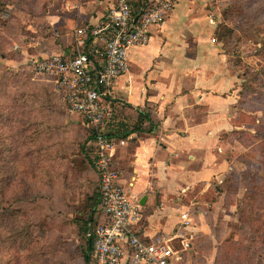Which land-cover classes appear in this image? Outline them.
<instances>
[{
  "label": "crops",
  "instance_id": "obj_1",
  "mask_svg": "<svg viewBox=\"0 0 264 264\" xmlns=\"http://www.w3.org/2000/svg\"><path fill=\"white\" fill-rule=\"evenodd\" d=\"M31 1L36 7L24 4L18 7L20 13L15 12V3L8 4L11 1L5 8L11 16L17 15L12 17L15 20L28 19L19 21L22 35L29 37L23 43H62L45 57L73 54L75 29L103 23L114 0ZM212 1L175 0L162 23L148 28L147 43L128 50V70L116 79L109 89V100L104 102L111 117V102L117 100L118 115L127 121L145 105L158 119L152 134L131 132L125 138H114L123 144L118 143L112 151L111 166L129 198L141 207V217L133 226L140 240L150 242L158 234L176 236L180 214L188 212L183 237L173 240L179 264H187L186 257L194 250L191 241L199 234L216 241L211 232L214 223L206 213L222 196L211 202L200 199L212 183L219 184L231 168L236 169L239 144H232L226 134L243 128L234 122L239 78L215 36L220 20L210 7ZM34 20L40 23L35 25ZM64 43L73 45H67L66 51ZM96 57L100 64L102 56ZM196 187L197 198L187 207L181 199ZM205 204L208 209H204ZM189 208H196V215ZM183 240L189 242L187 248L181 244Z\"/></svg>",
  "mask_w": 264,
  "mask_h": 264
},
{
  "label": "rangeland",
  "instance_id": "obj_2",
  "mask_svg": "<svg viewBox=\"0 0 264 264\" xmlns=\"http://www.w3.org/2000/svg\"><path fill=\"white\" fill-rule=\"evenodd\" d=\"M14 3L16 13H20L18 7L24 6L25 3L27 7L29 6V2L22 3L21 0H13L8 4ZM30 4L36 7L33 1H30ZM210 5L215 16H218L219 23L232 30L231 37L225 40L224 44L220 43V46L230 56L232 71L239 78L237 86L240 89L243 78H245L244 81L256 79L257 82L251 84L256 92L251 94L249 99L255 105L258 103L264 105V70H261L262 67L264 68V0H214ZM6 11L5 5H2L0 8V181L1 179L3 181L0 182V264H30L36 260L34 249H37L39 245L31 246L29 250L30 243L26 242V247L24 241H17L14 234L15 229H13V225L19 228L21 223L28 225L30 216L32 223L36 226V230H33L34 238H37V233L42 236L43 245L41 250L38 248L41 253L39 261L42 264H55L57 260L67 258L66 255L77 244L78 238L73 234L72 227L68 226L63 228V236H57L60 230L59 223L63 226L67 218L73 217L74 211L84 208L86 197L91 193L94 185V177L87 172L88 176L79 180L83 164L79 155H74L71 158L70 168L72 178L70 185L74 187V190H70L69 186L58 185L55 188L57 191H45L43 188L46 185L37 183V171L31 168L29 161L22 157L18 159L20 152L21 156L34 154L33 151L36 150L38 143H42L41 139L44 134L47 135L48 131H51V129L47 130L42 127V121L50 123L52 131L57 132L59 129L61 136L75 132L77 127H80L82 136H85L87 128L79 115L69 113L65 109L61 97L53 91L52 80L32 70V61L47 53L56 52L57 46H61L62 43H23L24 39L27 40L29 37L22 35L19 25L12 23L5 25L13 19L12 17L17 16L15 14L11 16L10 12ZM17 18L18 21L21 18L24 21L26 19ZM34 23L36 25L40 22L34 20ZM4 36L8 38L4 39ZM49 36L53 40V35ZM33 37L36 38L35 35ZM63 45L67 47V45L72 46L73 43ZM235 63L237 66L233 65ZM52 96L56 102L53 101ZM228 140L232 141L231 137H228ZM235 143L232 141V144ZM9 147L12 149L6 154L8 152L6 148ZM244 150L240 145L235 150L238 154L235 168L243 170L251 166L257 169L259 156L248 149ZM2 165H4L3 168H1ZM15 167L19 169V174L16 176L19 184L11 178L16 175ZM21 183L27 187L29 193L23 201L16 202L14 198L22 188ZM198 191L199 187H196L185 198H182L181 202L187 207L193 205L192 200L197 198ZM212 196L213 193L210 192L202 199H198L205 202ZM220 196L222 199L211 209L209 208L206 214L214 223L211 229L212 234L222 238L224 234L226 237L230 232H237V215L235 200L226 194ZM226 200L232 201V205L225 206ZM5 208L6 211L2 214ZM14 209H24V212L19 216V220L11 221L8 216L14 215L10 212H14ZM204 209H208L206 204ZM189 210L196 215V208H189ZM197 221L198 219H194V222L198 223ZM216 237L215 243L205 234H199L198 237L193 238L191 242H193L194 250L188 253L187 264H213L214 249H217L219 244ZM58 238L59 241L67 244L63 242L65 246L59 247ZM33 242L36 244L35 241ZM18 245L21 247L20 254H17L20 252ZM256 262L264 264V256L257 258Z\"/></svg>",
  "mask_w": 264,
  "mask_h": 264
},
{
  "label": "trees",
  "instance_id": "obj_3",
  "mask_svg": "<svg viewBox=\"0 0 264 264\" xmlns=\"http://www.w3.org/2000/svg\"><path fill=\"white\" fill-rule=\"evenodd\" d=\"M10 1L13 0H0V8ZM26 1L27 3L29 1L28 5L31 6V0ZM131 4L134 13H137L140 8L146 6V1L131 0ZM10 23L19 25L20 29L22 28L18 19H12L6 22L5 25ZM231 35V29L222 23L218 24L215 36L220 43H223L231 37ZM3 38L7 39L8 36H4ZM64 49L68 51L69 48L67 47ZM88 55L90 59H93L99 64L95 54L88 53ZM233 65L235 66L236 63ZM261 70H264V68L262 67ZM244 79L245 78H243V82L238 91L236 103L237 112L234 118L236 126L243 128L234 129L226 134V137H231L233 142L257 154L259 156V162L257 169L251 166H247L243 170L231 168L219 184L212 183L211 187L204 194L213 193L212 198L208 199L210 202L216 200V197L226 194L231 197V199L233 198V200H235L234 204L236 207L237 232H230L226 237L222 238H219L220 236L217 235L216 238L219 244L214 253L213 264H258L256 259L264 256V105L262 103L255 105V103L249 99L250 95L256 92L251 84L256 83L257 80L254 79L251 81L246 79L244 81ZM48 93L51 96L49 91ZM107 99L109 100V98L106 97L105 102ZM53 101L56 102L54 97ZM117 107H119L118 101L113 100L111 102L113 111L112 120L108 122L104 121L99 127H86L85 136H82L80 127H77L75 132L68 134V137L61 136L59 129L57 132L55 130L52 131L50 123L42 121V127L47 130L51 129V131H48L47 135L44 134L41 139L42 143L37 144L36 150L33 151L34 154L29 153V156H21L20 152L18 160L22 157L29 161L31 168L35 172L37 171V183L46 185V187L43 188L45 191H57L55 188L58 185L65 187L69 186L70 190H74V187L70 185L72 180L70 177V168L72 166L71 158L74 155H79L83 164V170L81 171L79 180L85 179L88 176L87 172L94 177V185L91 193L86 197L84 208L74 211L72 218H65L66 221L63 222V226L59 223L60 230L57 236H63L64 231L62 230L64 227L68 226L69 228H73H71V230L76 238H78L77 244L66 255L67 258L64 257L65 260H57L55 264H93L91 249L94 240V229L98 225L105 223V214L100 204L99 175L96 166L97 137L125 138V136L131 132L148 135L152 134L159 124L158 119L153 116L151 108L146 105L144 108L136 111L135 118L129 120L131 122L118 115ZM24 136H26V134H24ZM11 149L12 147L6 148L8 151L6 154H8ZM3 167L4 165L1 166V168ZM15 169L16 175H13L14 177L12 176L11 178L16 184H19L16 177L19 174V169L17 167H15ZM2 181L1 179L0 182ZM20 185H22V188L14 198L16 202L23 201L29 193L27 187L24 186L23 183ZM228 200L225 201V206L232 205L233 202ZM14 210V212L10 211L11 214L14 213V215L10 216L11 218L8 216L11 221L19 220V216L24 212V209ZM5 211L6 208L2 211V214H4ZM6 217H4L5 220ZM29 220L28 225L21 223L22 225L20 228L12 224L14 227L13 229H15V238L17 241H24L26 247V242L30 243L29 250L31 246L35 245H39L38 248L41 250L43 245L41 240L42 236L37 233V238H34L33 230H36V226L32 223L31 216ZM89 224L91 226L90 233H88ZM47 227H50V225H47ZM31 233L33 235H31ZM59 240L58 238V246H65L64 243L66 242ZM33 241H35L36 244H34ZM38 241L41 242L38 243ZM38 248L34 249L36 250V260L30 264H42L39 261L41 253ZM18 249L20 252L17 254H20L21 247H19V245Z\"/></svg>",
  "mask_w": 264,
  "mask_h": 264
},
{
  "label": "built area",
  "instance_id": "obj_4",
  "mask_svg": "<svg viewBox=\"0 0 264 264\" xmlns=\"http://www.w3.org/2000/svg\"><path fill=\"white\" fill-rule=\"evenodd\" d=\"M175 0H147L134 13L131 0H114L103 16L104 22L75 29V51L39 57L31 62L32 70L48 76L53 91L61 97L69 113L80 115L88 126L97 127L111 117L105 102L116 79L128 70L127 52L147 43L148 28L162 23ZM102 56L97 64L88 53ZM114 138L98 136L96 166L99 196L105 223L94 229L91 249L93 264H178L179 252L174 238H182L189 221L182 212L176 236L156 235L150 242L140 240L133 226L141 217V207L131 200L121 185L118 172L111 166ZM184 248L189 242H181Z\"/></svg>",
  "mask_w": 264,
  "mask_h": 264
},
{
  "label": "water",
  "instance_id": "obj_5",
  "mask_svg": "<svg viewBox=\"0 0 264 264\" xmlns=\"http://www.w3.org/2000/svg\"><path fill=\"white\" fill-rule=\"evenodd\" d=\"M90 229H91V228H90V224H89V225H88V233H90Z\"/></svg>",
  "mask_w": 264,
  "mask_h": 264
}]
</instances>
